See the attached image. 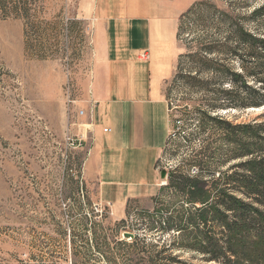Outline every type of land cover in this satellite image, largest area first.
I'll return each mask as SVG.
<instances>
[{
	"label": "rangeland",
	"instance_id": "obj_1",
	"mask_svg": "<svg viewBox=\"0 0 264 264\" xmlns=\"http://www.w3.org/2000/svg\"><path fill=\"white\" fill-rule=\"evenodd\" d=\"M92 1L35 0L29 18L4 19L0 12V264H214L203 260L208 253L181 246L176 230L151 224L146 209L112 212L83 175L74 115L95 61ZM198 2L210 14L182 18L181 53L163 84L172 125L157 165L167 178L151 211L174 218L186 197L170 177L196 174L194 160L204 158L205 137L188 136L204 93L184 77L202 48H242L233 23L264 36V0H192L183 14ZM220 114L237 124L258 122L264 106ZM220 154L214 161L220 171L237 162L220 163ZM124 232L136 237L125 239Z\"/></svg>",
	"mask_w": 264,
	"mask_h": 264
},
{
	"label": "crops",
	"instance_id": "obj_2",
	"mask_svg": "<svg viewBox=\"0 0 264 264\" xmlns=\"http://www.w3.org/2000/svg\"><path fill=\"white\" fill-rule=\"evenodd\" d=\"M191 1H92L95 61L74 117L83 175L119 215L151 210L163 184L157 163L172 125L163 84L175 71Z\"/></svg>",
	"mask_w": 264,
	"mask_h": 264
},
{
	"label": "trees",
	"instance_id": "obj_3",
	"mask_svg": "<svg viewBox=\"0 0 264 264\" xmlns=\"http://www.w3.org/2000/svg\"><path fill=\"white\" fill-rule=\"evenodd\" d=\"M34 1L0 0L1 18H29ZM207 5L198 2L181 16L179 38L182 18L209 15ZM232 31L242 48H202L204 55L184 77L204 93L192 112L194 129L188 136L205 138L199 152L204 158L194 160L196 174L169 180L186 197L183 213L174 218L156 209L144 212L151 224L176 230L184 248L208 253L206 262L264 264V115L261 121L237 124L220 114L264 106V36L239 22ZM218 131L222 134L215 138ZM220 152V163L237 162L220 171L214 163Z\"/></svg>",
	"mask_w": 264,
	"mask_h": 264
},
{
	"label": "water",
	"instance_id": "obj_4",
	"mask_svg": "<svg viewBox=\"0 0 264 264\" xmlns=\"http://www.w3.org/2000/svg\"><path fill=\"white\" fill-rule=\"evenodd\" d=\"M161 177H162V179H165V178H167V173H166V171H161ZM123 237L125 238V239H134L135 237H136V235L134 234V233H131V232H124L123 233Z\"/></svg>",
	"mask_w": 264,
	"mask_h": 264
},
{
	"label": "built area",
	"instance_id": "obj_5",
	"mask_svg": "<svg viewBox=\"0 0 264 264\" xmlns=\"http://www.w3.org/2000/svg\"><path fill=\"white\" fill-rule=\"evenodd\" d=\"M81 113H83V111H81Z\"/></svg>",
	"mask_w": 264,
	"mask_h": 264
}]
</instances>
